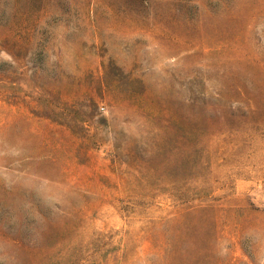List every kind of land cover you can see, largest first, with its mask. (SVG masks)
I'll return each instance as SVG.
<instances>
[{
  "label": "rangeland",
  "instance_id": "rangeland-1",
  "mask_svg": "<svg viewBox=\"0 0 264 264\" xmlns=\"http://www.w3.org/2000/svg\"><path fill=\"white\" fill-rule=\"evenodd\" d=\"M0 264H264V0H0Z\"/></svg>",
  "mask_w": 264,
  "mask_h": 264
}]
</instances>
